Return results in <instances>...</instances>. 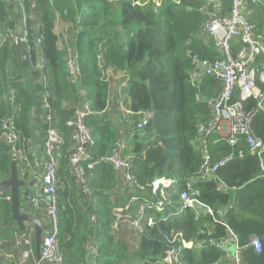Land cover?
<instances>
[{
    "label": "trees",
    "instance_id": "1",
    "mask_svg": "<svg viewBox=\"0 0 264 264\" xmlns=\"http://www.w3.org/2000/svg\"><path fill=\"white\" fill-rule=\"evenodd\" d=\"M37 1L40 30L45 35L43 50L52 73L58 124L65 141L61 147L58 188L60 243L67 257L65 264H85L84 245L90 234L98 247L93 264H168L162 258L170 249L168 238L172 234H181L182 240L196 244L194 249L184 251L183 264H229L222 262L224 253L218 247L228 237V230L211 216L197 217L194 212H188L149 228L140 235L137 250L132 251L131 245L110 233L111 198L118 195L119 184L110 164L98 163L92 170L87 168L88 161L82 164L86 175L91 176L95 205L83 204L73 197L67 185L72 180L68 156L73 142L66 123L75 112L65 108L63 101L69 100L76 90L68 82L67 52L58 49V37L53 31L56 9H67L64 19L78 31L74 48L82 72L83 99L91 109L85 123L95 141L91 149L94 160L109 152L119 137L120 127L124 133L134 132L125 154L138 181L147 185L159 177L177 180L175 189L170 191L177 208L179 192L188 180H194L195 187L201 191V200L237 236L245 264H264V174L260 160L250 155L244 159L236 157L219 168L216 181L199 179L203 158L198 150V126L212 114L207 99H215L222 90L221 83L211 77H204L198 87L189 81L193 56L213 61L218 55L213 41L201 32L206 16L199 10L205 0H180V4L164 0L160 6L155 2L159 0H118L115 4L107 0H58L54 6L49 0ZM223 2L225 13L231 8V0ZM26 6L29 9L28 0ZM12 7L1 4L0 28L12 26L15 17L21 18L17 7L13 8L18 12ZM247 12L257 32L264 36V7L250 6ZM239 47L234 45V51ZM37 64L35 48L30 60L23 62L16 57L12 59L8 45L0 46V122L14 116L21 135L27 138L35 134L38 125L42 126ZM254 66L264 67V56H258ZM110 68L129 76L127 96L124 92L119 99L117 93L116 98L111 96L114 89L103 79V72ZM256 83L264 92V83L260 80ZM10 90L16 91L13 102L9 99ZM254 104L255 101H250V105ZM34 107L38 108L37 119L32 115ZM150 110L155 112V118L143 130L127 126L125 118L138 121V115ZM253 129L264 139V111L254 120ZM44 136L43 128L41 137ZM215 138L217 141L213 140L211 147L214 161L248 149L245 143L233 148L225 139ZM8 152L9 147L0 140V181L10 173ZM219 185L234 188L236 193L219 192ZM116 203L123 202L117 197ZM230 205L233 209H228ZM92 212L99 218L95 230L91 227ZM0 218L12 221L10 201L0 199ZM253 236L262 241L261 253L250 246ZM207 241L212 245L202 247Z\"/></svg>",
    "mask_w": 264,
    "mask_h": 264
},
{
    "label": "built area",
    "instance_id": "2",
    "mask_svg": "<svg viewBox=\"0 0 264 264\" xmlns=\"http://www.w3.org/2000/svg\"><path fill=\"white\" fill-rule=\"evenodd\" d=\"M54 6L58 0H49ZM110 4L118 0H107ZM164 0L156 2L160 6ZM180 4V0H171ZM224 0H205L200 7V12L206 16L202 25V35L211 39L218 53L213 61L201 60L192 57V70L189 74L191 85L198 87L204 77H211L222 84V90L212 100V114L204 122L199 124L198 150L203 163L199 171V179L216 181L215 175L219 168L232 162L236 157L244 159L247 155L257 157L260 160V169L264 174V139L258 136L253 123L260 112L264 111V92L258 87L257 80L264 83V67H255L258 56H264V36L257 32L256 25L250 20L248 7H264V0H231V8L223 13ZM13 5L21 12V18L12 26L0 28V46L8 45L15 57L20 61L30 60L31 52L38 50L37 70L39 74L40 102L42 108V122L44 123L45 138L42 147L43 162L41 166H35L36 158L29 154L30 149L24 150L25 140L17 129L16 118L7 116L0 122V140L9 147V153L15 158L18 175L21 180L26 181L31 173L32 166L40 167L41 189L39 195L29 196V202L37 210L44 211L42 219V241L40 259L34 258L36 253V229L26 228L18 231L17 243L21 247V258L17 264H65L67 257L60 243V205H59V170L61 166V147L64 145V135L59 128V115L56 112L55 103L57 96L53 91L52 73L48 67L43 43L45 35L40 30V14L37 0H0L1 4ZM68 14L67 9H56L54 20V34L58 37L57 47L67 52L68 82L75 89L72 97L65 102V107L73 109L74 117L66 125L71 130L73 145L72 152L68 156L69 165L78 181L81 190V202L87 205H95L94 192L90 186L89 176L86 175L82 164L88 161L87 168L92 170L98 163L110 164L116 172L119 180L117 186L118 195L111 198L110 233L121 240L127 231L138 233V237L149 228L157 226L160 222H166L173 218H179L188 212H194L197 217L202 215L211 216L215 223H220L228 230V237L218 247L224 253L222 262L229 264H245L243 260V248L239 245L237 236L229 229L227 223L216 219L214 210L201 200V191L195 187L194 180H188L185 188L179 192L178 207L174 206L170 191L175 189L177 180L167 177H159L147 185H143L133 173V164L125 154L130 138L134 132L124 133L118 129L119 137L113 143L109 152L95 161L91 153L95 141L85 123L87 116L91 113L89 104L83 99L84 92L81 88V68L78 62V54L74 48V39L78 33L74 25L66 21L64 17ZM31 18V23H29ZM240 47L234 51V43ZM103 79L109 86L113 80L123 79L122 73L116 68H110L103 72ZM128 81L121 82L117 92V99L127 89ZM116 96V97H117ZM16 91L10 90L9 99L15 100ZM115 97V95H114ZM115 97V98H116ZM255 101L250 105V101ZM33 117L38 118V108H33ZM131 115L130 113H127ZM138 121L125 118L127 126L141 131L155 118L153 110L138 115ZM125 125V124H124ZM126 126V125H125ZM123 128V127H122ZM124 129V128H123ZM39 136V133L36 134ZM225 139L227 143L237 148L242 143L248 146L247 150H239L230 153L225 158L214 161L211 147L213 140ZM10 155V156H11ZM11 156V157H12ZM35 159V160H34ZM37 173V170H35ZM228 188L219 185L217 191L228 192ZM117 197L122 204H114ZM10 201V196L6 197ZM27 199V197H26ZM91 203V204H90ZM233 209V205L228 206ZM227 210V209H226ZM98 214L91 213V227L98 221ZM1 225V224H0ZM70 240V237L67 238ZM123 241V240H122ZM170 249L162 258L163 263L183 264L185 250L194 249V242L182 240L181 234H172L168 238ZM224 242L232 244L231 250L223 246ZM8 240L0 239V249L8 246ZM178 244V246H176ZM250 246L256 253L263 249L262 241L254 236ZM86 254L85 264H93L98 256V247L93 234L88 236L84 245ZM6 260L12 262V256L8 255ZM1 263V260H0Z\"/></svg>",
    "mask_w": 264,
    "mask_h": 264
},
{
    "label": "crops",
    "instance_id": "3",
    "mask_svg": "<svg viewBox=\"0 0 264 264\" xmlns=\"http://www.w3.org/2000/svg\"><path fill=\"white\" fill-rule=\"evenodd\" d=\"M10 6L12 7L13 5H10ZM223 7H224V5H223ZM14 11H17V10L14 9ZM225 13H227V12H225ZM14 19H15L14 22L19 20V19H17V17H15ZM234 45H238V43L236 42V43H234ZM122 75H123V79L113 80V82L111 84L112 88L114 89V92L111 93L112 97H114V95L116 96V93L120 89L121 82L122 81L123 82L128 81L129 76L127 75V73L124 72V73H122ZM126 93H127V89L124 91L125 95H126ZM66 101H63L64 106H65ZM109 103H111V101H109ZM65 108H67V107H65ZM67 109H69V108H67ZM33 110H32V113H33ZM35 119H37V118H35ZM43 128H44V123L42 122L41 127L38 125L35 128L36 131H35V134L33 136H31L30 138L22 136L25 140H27L23 145V149L24 150H28V149L31 150L32 149L31 150L32 153H30L29 155L32 156V158H33V156H34V158H36V160L34 159L36 161L35 166H36V164L38 166L39 165L41 166V164L43 162L42 147H43L44 139H43V137H41ZM17 129H18V127H17ZM18 131L20 132L19 129H18ZM37 133H39V136H36ZM44 138H45V136H44ZM8 154H10V153L8 152ZM13 159H15V158L12 156L11 162ZM35 166H32L31 173H29L30 177L25 179L26 182L29 183V185H27V187L22 188V190H21V202H22L21 212L23 214H29V215H33L34 217H38L42 223V219L44 218V211L35 209L32 206V204L29 202V199H28L29 196L39 195L40 189H41L40 175L38 174L40 167H35ZM69 168H70L69 172H70V175L72 177V180H68L67 185L69 184V188L72 191V194H74L73 197L80 199L81 198L80 186H79L78 181L76 180V178L74 176L73 170L70 167V165H69ZM17 170H18V167H17ZM35 170H37V173H35ZM9 175H10V173L8 175H6V178ZM58 178H59V176H58ZM61 186L63 187V189H65L64 184H61ZM228 193L234 195L236 193V189H234V188L229 189ZM7 196H10V194H8ZM6 197L3 198V200H7ZM26 197H27V199H26ZM68 202L70 203V201H68ZM0 224H1L0 225V239L9 241L8 246H3V248L0 249V260H1L0 264H17V262L21 258V252H22L21 247L18 246V243H17V233H18V231H20L19 226L15 221H13V219L11 222H6L4 219L0 218ZM25 226H26V228L35 227V229H36L35 224H33L31 222H26ZM223 246L228 250H231V248L233 247L232 244H230V242H224ZM8 255L12 256V262H8L6 260ZM34 258H37L36 253L34 255ZM223 258H224V256H223Z\"/></svg>",
    "mask_w": 264,
    "mask_h": 264
},
{
    "label": "water",
    "instance_id": "4",
    "mask_svg": "<svg viewBox=\"0 0 264 264\" xmlns=\"http://www.w3.org/2000/svg\"><path fill=\"white\" fill-rule=\"evenodd\" d=\"M207 102L212 103L211 99H207ZM29 183L24 180H21L18 175L17 163L16 160L13 159L10 166V175L0 181V199L5 198L8 194H10V202L12 208V219L15 221L20 231H24L26 229L25 223L31 222L36 226V256L37 259H40V250H41V241L43 228L42 223L38 217H34L33 215L23 214L21 212V190L24 187H27ZM212 243L210 241L204 242L201 244L202 247H209Z\"/></svg>",
    "mask_w": 264,
    "mask_h": 264
},
{
    "label": "rangeland",
    "instance_id": "5",
    "mask_svg": "<svg viewBox=\"0 0 264 264\" xmlns=\"http://www.w3.org/2000/svg\"><path fill=\"white\" fill-rule=\"evenodd\" d=\"M138 233H134L133 231H127L122 237L121 240L131 245V250L135 251L138 247Z\"/></svg>",
    "mask_w": 264,
    "mask_h": 264
}]
</instances>
